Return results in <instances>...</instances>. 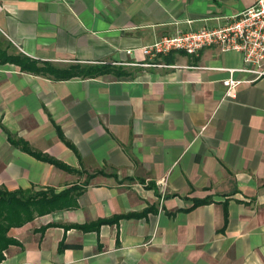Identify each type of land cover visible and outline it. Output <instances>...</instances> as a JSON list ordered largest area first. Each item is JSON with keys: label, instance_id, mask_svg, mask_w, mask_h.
<instances>
[{"label": "crops", "instance_id": "obj_1", "mask_svg": "<svg viewBox=\"0 0 264 264\" xmlns=\"http://www.w3.org/2000/svg\"><path fill=\"white\" fill-rule=\"evenodd\" d=\"M254 2L0 0L9 55L76 70L0 62V188L76 197L12 228L1 264H264V79L228 99L241 54L142 51Z\"/></svg>", "mask_w": 264, "mask_h": 264}, {"label": "built area", "instance_id": "obj_2", "mask_svg": "<svg viewBox=\"0 0 264 264\" xmlns=\"http://www.w3.org/2000/svg\"><path fill=\"white\" fill-rule=\"evenodd\" d=\"M225 20L215 27L178 28L174 34L144 46L142 51L152 58L175 51L198 55L203 49L212 47L241 54L243 66L230 69V77L223 81L225 98L235 99L241 85L264 79V0H255L253 5ZM237 72L250 78L237 79L234 77Z\"/></svg>", "mask_w": 264, "mask_h": 264}, {"label": "trees", "instance_id": "obj_3", "mask_svg": "<svg viewBox=\"0 0 264 264\" xmlns=\"http://www.w3.org/2000/svg\"><path fill=\"white\" fill-rule=\"evenodd\" d=\"M0 62L13 63L18 65L23 71L42 72L37 66V62L21 55H9L8 51L3 49L0 42ZM101 69V68H100ZM57 78H69L74 76L76 70H56L51 69ZM102 72V69L100 70ZM63 170L71 172L72 169L60 162L49 159ZM73 189H67L59 194L54 192H33V190H17L10 192L0 188V264L5 259V251L13 244L15 240L8 234L12 228H18L32 222L38 216H44L64 208H72L76 204V197L73 195ZM203 204L197 202L195 205ZM118 220V218H117ZM107 222L106 221H101Z\"/></svg>", "mask_w": 264, "mask_h": 264}, {"label": "rangeland", "instance_id": "obj_4", "mask_svg": "<svg viewBox=\"0 0 264 264\" xmlns=\"http://www.w3.org/2000/svg\"><path fill=\"white\" fill-rule=\"evenodd\" d=\"M40 68L42 69V72H40V74H51L52 73L51 69L59 70L58 67H53L52 65L51 66L47 65L45 67H40ZM54 77L57 78V75H54ZM108 171H109V173H108ZM100 173H102L103 175H106V176H111L112 175V173H110V170L102 171ZM94 174H95V172H92V173L90 172V173L87 174V176H84L86 178V182L89 183L91 181V176H93ZM33 192H39V191H34L33 190Z\"/></svg>", "mask_w": 264, "mask_h": 264}]
</instances>
